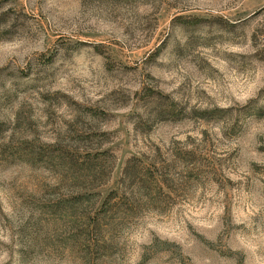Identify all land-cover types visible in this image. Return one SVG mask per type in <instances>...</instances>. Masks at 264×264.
<instances>
[{
  "label": "rangeland",
  "instance_id": "374dc122",
  "mask_svg": "<svg viewBox=\"0 0 264 264\" xmlns=\"http://www.w3.org/2000/svg\"><path fill=\"white\" fill-rule=\"evenodd\" d=\"M0 264H264V0H0Z\"/></svg>",
  "mask_w": 264,
  "mask_h": 264
}]
</instances>
